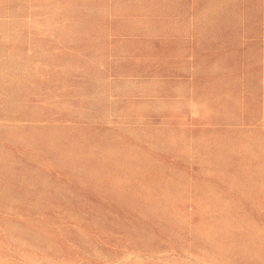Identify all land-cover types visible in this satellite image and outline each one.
I'll use <instances>...</instances> for the list:
<instances>
[{
    "label": "rangeland",
    "instance_id": "374dc122",
    "mask_svg": "<svg viewBox=\"0 0 264 264\" xmlns=\"http://www.w3.org/2000/svg\"><path fill=\"white\" fill-rule=\"evenodd\" d=\"M0 264H264V0H0Z\"/></svg>",
    "mask_w": 264,
    "mask_h": 264
}]
</instances>
